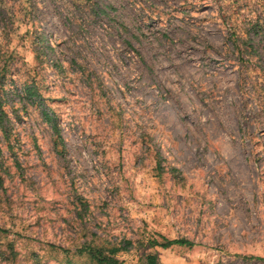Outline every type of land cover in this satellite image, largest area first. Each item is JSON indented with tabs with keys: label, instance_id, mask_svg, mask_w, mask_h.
Returning a JSON list of instances; mask_svg holds the SVG:
<instances>
[{
	"label": "rangeland",
	"instance_id": "374dc122",
	"mask_svg": "<svg viewBox=\"0 0 264 264\" xmlns=\"http://www.w3.org/2000/svg\"><path fill=\"white\" fill-rule=\"evenodd\" d=\"M0 80V264H264V0H0Z\"/></svg>",
	"mask_w": 264,
	"mask_h": 264
},
{
	"label": "trees",
	"instance_id": "16d2710c",
	"mask_svg": "<svg viewBox=\"0 0 264 264\" xmlns=\"http://www.w3.org/2000/svg\"><path fill=\"white\" fill-rule=\"evenodd\" d=\"M3 86V81L0 80V89ZM28 94L30 96H37V89H28ZM2 113L0 116V123L3 124ZM46 120L50 123L53 129L58 132V122L56 116L49 113H44ZM6 133V132H5ZM151 247H160L163 249H170L173 246H193V243L185 240V239H178V240H169L166 238L162 239V242L157 240H153L150 242ZM78 254L80 256H86L90 262V264H126L125 262L121 261L118 258L120 252L124 251V249L118 247H105L100 245H93V244H85L83 247L78 249ZM145 264H159L156 255L150 254L146 257Z\"/></svg>",
	"mask_w": 264,
	"mask_h": 264
}]
</instances>
